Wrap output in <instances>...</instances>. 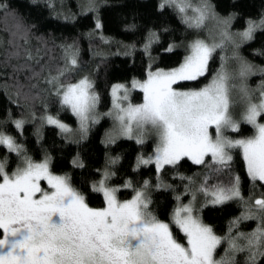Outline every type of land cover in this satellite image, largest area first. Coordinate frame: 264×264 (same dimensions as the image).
Segmentation results:
<instances>
[{
    "label": "trees",
    "instance_id": "obj_1",
    "mask_svg": "<svg viewBox=\"0 0 264 264\" xmlns=\"http://www.w3.org/2000/svg\"><path fill=\"white\" fill-rule=\"evenodd\" d=\"M88 3L89 0H0L4 5L0 8V133L10 134L20 147L17 153L0 146V162L10 173L25 157L35 161L46 158L51 171L66 176L91 207L104 206L103 194L93 191V186H98L105 173L106 183L117 188L120 200L145 189L149 211L169 223L182 244L186 239L172 217L180 204L197 194L195 213L222 237L214 258H227L229 240L240 233L253 232L261 223L240 219L249 213L256 199L264 198V185L248 176L241 150L232 149V160L225 168L209 156L201 165L184 158L158 172L154 163H139L153 151V139L137 143L133 138L114 142L108 138L112 118L107 110L112 102V87L146 77L149 68L180 64L194 36L191 27L174 7L161 9L162 0H94L91 11ZM207 3L220 16L231 19L233 31L264 18V0ZM97 21L99 29L95 27ZM69 47L77 59L76 66L70 68L66 57ZM223 51L221 47L212 53L205 76L177 86L206 85L222 64ZM239 53L256 69L247 84L257 87L264 82V29L254 31L252 39L239 47ZM61 71L65 75L59 79L65 85L90 78L98 96V110L103 117L85 135H69L47 123L46 117L53 116L70 127L78 125L77 117L61 103L58 84L49 83ZM131 100L141 102L143 92L134 90ZM17 120H23L20 129L15 126ZM253 131L251 125L242 123L235 133L250 135ZM237 177L240 197L221 204L206 201L209 196L201 189L218 180L232 186ZM234 255L236 264H248L247 252ZM257 264H264V258H258Z\"/></svg>",
    "mask_w": 264,
    "mask_h": 264
},
{
    "label": "snow or ice",
    "instance_id": "obj_2",
    "mask_svg": "<svg viewBox=\"0 0 264 264\" xmlns=\"http://www.w3.org/2000/svg\"><path fill=\"white\" fill-rule=\"evenodd\" d=\"M93 6L94 0H89L88 10H93ZM159 7H174L184 14V22L192 28H200L207 19L215 18L207 0H200L198 5H193L192 0H162ZM189 11L192 15L187 14ZM229 22V19L218 21L223 29L220 43L208 44L197 39L190 45V54L177 67L150 71L142 83L133 81L132 88L144 93L142 104L122 107L118 93L123 90V99L127 100V88L113 86L117 134L131 139L135 131L137 143H143V132L150 126L158 137L154 159L141 158L140 164L154 163L159 172L165 165H177L184 158L201 165L210 156L214 163L226 166L232 160L228 150L238 148L248 176L264 185V123L258 122L264 118V84L258 90L257 102H253L246 87L240 88L241 99L245 101L242 121L254 131L251 136L236 140L224 135L226 129L238 132L240 124L230 113V92L235 85L229 81L234 76L223 65L203 88L181 91L173 87L206 75L212 53L223 47L224 41L233 39L226 30ZM95 27H101L99 21ZM258 28L264 29V18L249 21L247 29L238 35L242 40H251ZM66 57L69 68L76 66L77 59L70 47L66 49ZM251 73L252 66L241 62L239 77ZM64 75L65 71H61L49 83L58 84L62 105L79 118L80 131L86 133L89 121L97 122L98 97L90 91L93 86L87 77L65 85L59 79ZM46 120L63 132L70 131L52 116ZM15 126L22 128L23 121H15ZM210 128H214V136ZM0 146L10 152L20 151L13 138L3 133ZM42 182H46V188ZM93 191L103 194L104 207H89L67 177L50 172L46 160L42 163L28 160L11 174L0 162V264H236L237 252L248 253V264H257L258 258H264V198L256 199L249 213L240 218L260 220L257 228L229 240L227 258L215 259L223 241L193 215L191 206L176 208L172 217L186 239L185 245L174 237L169 223L158 220L149 211L150 201L144 192L136 191L132 199L121 202L116 197L118 190L107 187L104 180L94 185ZM201 191L211 197L212 204L224 203L240 197L239 178L230 187L215 186ZM239 240L244 243H238Z\"/></svg>",
    "mask_w": 264,
    "mask_h": 264
},
{
    "label": "rangeland",
    "instance_id": "obj_3",
    "mask_svg": "<svg viewBox=\"0 0 264 264\" xmlns=\"http://www.w3.org/2000/svg\"><path fill=\"white\" fill-rule=\"evenodd\" d=\"M200 2H192V4L193 5H198ZM209 6L211 7V9H212V12L215 14V18H209V19H207L206 21H205V24L202 26V27H200V28H192L191 27V29H192V32L194 33L193 35V38H192V40L190 41V43H189V52L186 54V56L187 55H189L190 54V45L192 44V42L193 41H195V40H197V39H200V40H204L206 43H208V44H212V43H220V41H221V37H220V31L221 30H223L222 28H221V26H219L218 25V21H220V20H224V19H229L230 20V22H229V25L227 26V31L229 32V34L232 36V41H224V43H223V47H222V50H224L222 53V58H221V60H222V64L220 63V65H219V67H218V69H217V71H216V73L212 76V78L209 80V82L206 84V85H208L211 81H212V79L216 76V74L218 73V72H220L221 70H222V65L224 66V68L228 71V72H230V73H232L233 74V76H234V79H232V80H230L229 81V83H230V85H235V87L234 88H232L231 89V92H230V96H231V100H232V107H231V109H230V113H231V115H232V118L235 120V121H237L239 124H240V128H241V125H242V123H243V121H242V115H243V112H244V109H245V101H243L242 99H241V93H240V88L241 87H246L247 89H248V91H249V93L252 95V98H253V102H257V97H258V90H259V88L261 87V85L262 84H264V82H262V83H260L257 87L255 86V87H253V88H251V87H249L248 86V84H247V80H248V78H250V76H252L253 74H255L256 72H255V68H254V66H252L251 64H249L246 60H244V58L242 57V55H241V53H239V47L246 41V40H242L240 37H239V33H241V32H243V31H245L247 28H245V29H243V30H240V31H233L232 30V23H231V19L230 18H227V17H222V16H220L214 9H213V7L209 4ZM188 15H192V13H191V11H189L188 13H187ZM181 15H182V17L184 18V14H182L181 13ZM221 48V47H220ZM216 49H218V48H216ZM185 56V57H186ZM185 57H184V59H185ZM224 60H225V62H224ZM210 61V60H209ZM183 62V61H182ZM181 62V63H182ZM241 62H246L247 64H249V65H251L252 66V73L251 74H249V75H247V76H245V77H239V75H238V72H239V68H240V64H241ZM179 65V64H178ZM178 65H176L175 67H177ZM175 67H171V68H149L148 69V72H147V75H146V77H144V78H134V79H131V81L129 82V84H126V83H116L115 85H124L125 86V88H127V100H124L123 99V95H124V92H123V90H121V92L120 93H118V96L120 97V100H119V102H120V104H121V106L122 107H127L129 104H131V105H133V106H136V105H140V104H142L143 103V100L141 101V102H133L132 100H131V96L133 95V91L134 90H140L139 88H132V83H133V81H139V82H144L146 79H147V77H148V73L150 72V71H152V72H154V71H156V70H159V69H163V70H170V69H172V68H175ZM83 78V77H82ZM82 78H80V79H82ZM85 78V77H84ZM80 79H78L77 81H75V82H78ZM88 80L91 82V80H90V78H88ZM75 82H72V83H75ZM114 85V86H115ZM206 85H204V86H206ZM204 86H202V87H200V88H203ZM173 87H175V88H177V90H181V91H186V90H191V89H200V88H189V87H180V86H177V85H174ZM112 89H113V87H112ZM90 91H92V92H94L92 89L90 90ZM95 93V92H94ZM95 95L97 96V94L95 93ZM98 97V96H97ZM143 98H144V93H143ZM111 100H112V102H111V106H110V108L107 110V114L109 115V113H111V115H109L111 118H112V123H111V126H110V129L108 130L109 131V137L108 138H110L111 140H117V139H119V138H127V137H125V136H122V135H118L117 134V129H118V122L115 120V112H116V109H115V107H114V97H113V94H112V90H111ZM95 115H96V121L98 122L102 117H103V115L102 114H100V112H99V110H98V100H97V104H96V108H95ZM53 117V116H52ZM54 119H57L59 122H61V123H63V124H65L69 129H70V131H68L70 134L69 135H73V134H76V133H78V135L80 134H83V135H85V134H87V132H88V130H89V128H90V126L92 125V124H94L93 122H91V121H89V124H88V130H87V132L86 133H82L81 131H80V122H79V118L77 117V119H78V125L75 127V128H73V127H70L69 125H67L66 123H64L62 120H60V119H58L57 117H53ZM17 121H23V120H17ZM97 122H95V123H97ZM258 122H261V123H264V119H259V121ZM107 131V132H108ZM210 133L214 136L215 135V131H214V128H210ZM4 135H7V136H10V137H12L10 134H7V133H4V132H2ZM107 134V135H108ZM253 134V132L250 134V135H237L234 131H232V130H230V129H226V130H224V135H225V137H227L228 139H232V140H236V139H243V138H246V137H249V136H251ZM137 136H138V133H136L135 131H134V133H133V139H136L137 140ZM13 138V137H12ZM107 139V138H106ZM142 139H143V142H145V141H147V140H149V139H153V142H154V146H153V151L150 153V155L147 157V159L149 158V157H152L153 159H154V153H155V150H156V147H157V144H158V137H157V135L155 134V131L154 130H152L151 129V127L150 126H146V128H145V130H144V132H143V136H142ZM14 140V139H13ZM108 140V139H107ZM110 141V140H109ZM15 142V141H14ZM16 143V142H15ZM16 145H18L17 143H16ZM19 146V145H18ZM19 149H20V147H19ZM234 149H236V148H234ZM229 151V154L231 155V156H233L232 155V149H229L228 150ZM242 153V152H241ZM208 157H205V160L207 159ZM28 160H30L31 162H33V163H42V162H44L45 160L48 162V165H49V160L48 159H46V158H43V159H41V160H39V161H35V160H32L31 158L30 159H28V158H23V160L16 166V168H14L9 174H11L12 172H15L16 171V169L18 168V167H24L25 166V162L26 161H28ZM217 169H218V167H216ZM220 168H225V166H220ZM49 170H50V172H52L51 171V169H50V165H49ZM7 172V171H6ZM53 173V172H52ZM54 175H59V176H64V175H61V174H56V173H53ZM66 177V176H65ZM214 177H216V176H214ZM106 178L107 177H105V174L104 175H102V177H101V179L100 180H104L105 181V184H106V186L107 187H110V188H115V189H117L116 187H112V186H109L107 183H106ZM99 180V181H100ZM42 186H44L45 188L47 187V185H46V182H42ZM215 186H224V187H230V183L229 182H222V181H217V182H214V183H211V184H209V186L206 188V189H208V190H211L213 187H215ZM138 191H142V192H144V194H145V189H140V190H138ZM134 195H135V193H134ZM133 195V196H134ZM133 196L132 197H130V198H128V199H125V200H120L119 198H118V194H117V192H116V197H117V199L119 200V201H121V202H123V201H127V200H130V199H132L133 198ZM205 199H206V201H208V202H211V197L209 196L208 198H206L205 197ZM196 202H197V194L193 197L192 196V198H190V200H188L187 202H184L183 204H180L178 207H181V206H185V205H187V206H191V208H192V210H193V215L194 216H196V217H198L200 220H201V218L195 213V211H194V207H195V205H196ZM89 206V205H88ZM105 206V205H104ZM103 206V207H104ZM89 207H91V206H89ZM177 207V208H178ZM91 208H102V207H91ZM161 221V220H160ZM162 222H164V221H162ZM201 222L203 223V224H205L202 220H201ZM167 223V222H166ZM205 225H207V224H205ZM207 226H209V225H207ZM214 233V232H213ZM215 234V233H214ZM216 235V234H215ZM218 237H220L219 235H217ZM0 238H2V236H0ZM222 238V237H221ZM179 242V241H178ZM181 243V242H180ZM186 245V244H185Z\"/></svg>",
    "mask_w": 264,
    "mask_h": 264
}]
</instances>
